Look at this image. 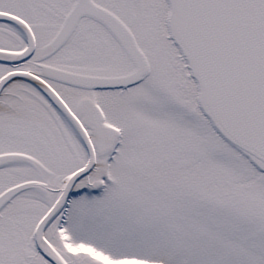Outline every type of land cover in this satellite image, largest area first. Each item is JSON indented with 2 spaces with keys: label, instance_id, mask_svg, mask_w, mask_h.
I'll list each match as a JSON object with an SVG mask.
<instances>
[{
  "label": "snow or ice",
  "instance_id": "snow-or-ice-1",
  "mask_svg": "<svg viewBox=\"0 0 264 264\" xmlns=\"http://www.w3.org/2000/svg\"><path fill=\"white\" fill-rule=\"evenodd\" d=\"M0 264H264V0H0Z\"/></svg>",
  "mask_w": 264,
  "mask_h": 264
}]
</instances>
